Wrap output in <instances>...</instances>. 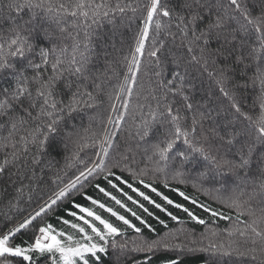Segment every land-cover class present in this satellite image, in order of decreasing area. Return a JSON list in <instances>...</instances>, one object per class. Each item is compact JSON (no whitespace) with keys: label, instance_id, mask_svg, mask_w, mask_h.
<instances>
[{"label":"trees","instance_id":"trees-1","mask_svg":"<svg viewBox=\"0 0 264 264\" xmlns=\"http://www.w3.org/2000/svg\"><path fill=\"white\" fill-rule=\"evenodd\" d=\"M23 3L0 0V238L75 181L10 246H33L41 228L80 223L69 215L79 205L122 230L89 264H264V239L252 232L264 236V24L257 33L244 20L264 16V0H238L239 11L229 0H160L139 57L152 0H84L104 5L84 9L79 0ZM13 39L27 42L23 55ZM112 197L142 202L144 224ZM50 259L30 252L0 264Z\"/></svg>","mask_w":264,"mask_h":264},{"label":"snow or ice","instance_id":"snow-or-ice-1","mask_svg":"<svg viewBox=\"0 0 264 264\" xmlns=\"http://www.w3.org/2000/svg\"><path fill=\"white\" fill-rule=\"evenodd\" d=\"M229 3L234 6L238 11L240 10V5L238 3V0H229ZM160 5V0H152V7L149 11L148 15V22H151L154 15L157 14V9ZM19 7L23 8H43L44 7V0H40V3H35V0H24L23 4L18 5ZM78 8L84 9L85 7H99L103 8V4L94 5V4H88L86 5L84 3V0H79ZM61 8H63V5H61ZM48 11H52V8L49 7ZM69 15L75 17L77 15V12L72 11L68 13ZM98 14V13H97ZM107 14V13H105ZM164 17L169 16L168 11H162L160 13ZM82 15L85 17L88 15L87 12H82ZM196 20V17H192V20L188 21V23L191 25ZM244 20L248 25L252 26V30L254 32L259 33L261 31L260 25L264 24V16L258 17L255 20L249 19L248 15H244ZM146 22V27L144 29V32L141 37V41L138 44L136 48V53L138 55H143V48L144 43L143 41L147 39L148 35V27ZM160 25L156 24V28H159ZM262 41H264V34L261 35ZM27 43L26 41L19 42L18 39H13L11 41V45H16L15 52L16 54L23 55L24 48L23 45ZM3 45H0V48H2ZM45 58L47 57V53L43 54ZM152 56H156V52L151 53ZM136 57H133V60L135 61ZM46 62V59H45ZM4 68H7V63H3L2 65ZM138 67V65H137ZM77 72L80 71L79 68L76 69ZM47 87V86H45ZM51 93H49L50 95ZM39 95L43 96L45 95L44 92H40ZM2 107V105H0ZM51 107L55 108L56 104L52 103ZM239 111V109H237ZM171 116V113H169ZM172 119L175 121L178 118L175 116H172ZM259 134L261 137H264V127H261L259 129ZM184 135L182 132L177 129L175 132V136L179 137ZM175 143V141H173ZM173 143H169L166 145L165 149L161 151L160 155L161 158H164L167 156V153L172 150ZM7 163V162H5ZM244 164H247V161H243ZM5 171V168L3 166H0V175H2ZM92 174V170L89 169L88 173L83 174L84 179H87L89 175ZM78 180L80 177L77 178ZM116 180H120V177H115ZM76 182L74 181L72 185L69 186V188L66 191H61L57 194L55 198H52L49 202L46 203V205L39 211H37L33 216H31L26 222L22 223L19 227H17L14 231H11L7 235H3L2 238H0V258L3 257H23L24 260H29L30 257L28 256V253L30 252H39V253H52V254H59L58 260L54 261V264H88V261L85 259V254H89L91 256H96L97 253H102L105 251L104 247H98L96 243H91L93 238H98V241L107 243L106 237L110 236H118L121 233L117 231L116 228H114L111 224L106 223L105 220L101 219L100 216L95 215L93 211L87 210L84 207H80L79 205L76 206L79 213H82V216H77L75 212H70L69 215L75 217V219L80 220L83 225H85L88 229H90L91 233L93 235H88L85 232V227H79L77 228L75 224L71 225V227L76 228L77 233L81 234L83 236V242L81 241H75L73 242L71 240V237H67L64 235L63 232H54V230L49 226L47 228H41L40 233L41 236L37 238L34 242V247L29 246L27 248L21 249L20 247H15L14 245L10 246V241L13 240V238L17 235V233L21 232L23 229H27L28 226L36 220L38 217L42 216L48 210L52 209L58 201L62 200L65 196L68 195V193L72 190L73 187H75ZM112 188H116V184H111ZM147 187V185H145ZM101 193H103L105 196H108V193L105 192L103 188L98 189ZM135 191V189H133ZM112 199H115L112 197ZM145 200H148L147 196H144ZM91 203L95 205L99 209H103L105 212L110 211L108 208L105 207L104 204H97L95 200H92ZM116 204H119L121 208H124V205L120 203L119 200L115 201ZM135 203V201H133ZM149 203H152V201L149 200ZM168 204H172L171 200H167ZM157 208H160L159 205H156ZM176 207H179V205H176ZM147 211V209H145ZM160 211H164L163 208H160ZM185 212H187V209H184ZM205 211H208V209H205ZM135 215V213H133ZM189 216H192V214L189 212ZM213 216L217 215V213L213 212ZM111 216L116 217L117 220L122 221L123 224L127 225L129 228H132L133 225L129 223L127 219H124L122 216H118L116 212H111ZM85 217L91 218L92 221H98L100 225H103V231L98 230L97 227L93 226L92 223H90L89 219H86ZM223 219V217H221ZM137 220H140V217H136ZM175 219V217H173ZM192 219L195 220V217L192 216ZM197 223H204L202 220H197ZM67 224V221L64 222ZM140 223L143 225L144 221L140 220ZM146 227V225H145ZM135 231L139 232L140 229L136 228ZM252 232L258 236L264 239V236L260 232H256L255 228H252ZM51 233V234H50ZM59 237V239H58ZM63 241V242H62Z\"/></svg>","mask_w":264,"mask_h":264},{"label":"rangeland","instance_id":"rangeland-1","mask_svg":"<svg viewBox=\"0 0 264 264\" xmlns=\"http://www.w3.org/2000/svg\"><path fill=\"white\" fill-rule=\"evenodd\" d=\"M151 7H152V4H151ZM151 7H150V9H151ZM150 11V10H149ZM148 15H149V13H148ZM153 19V18H152ZM152 21V20H151ZM146 22H148V17H147V21ZM150 23L151 22H148L147 23V27H148V29H149V26H150ZM145 27H146V23H145V26H144V29H145ZM144 29H143V32H144ZM145 41V40H144ZM144 41H143V43H144ZM140 55H138L137 54V57H139ZM137 196L138 197H140L141 199H143V200H145L144 199V196H146V195H144V194H142L141 192H137ZM127 199V201H129V202H131L132 203V205H133V207L131 206V207H129V206H127V205H125V203H123L122 202V200L121 199H118V198H115L114 199V201H116V200H119L120 201V203L121 204H123L124 205V208H121L120 207V205L119 204H116L115 206H118L119 208H121V209H123V210H125L126 212H130V214H131V216L132 217H140L139 216V214H138V212H145V214H147V213H150V210L142 203V202H140V201H138L137 199H134V198H131V197H127L126 198ZM164 199V201L166 202V204H168L167 203V199H165V198H163ZM148 200H150V201H152L151 199H149L148 198ZM133 201H135V203H133ZM147 202V201H146ZM148 203H149V201H148ZM153 203H155V202H153L152 201V203H149V204H153ZM97 204H102V203H99V202H97ZM155 205H158V204H155ZM105 207L106 208H108L110 211H108L109 213H111V212H116L117 213V215L118 216H122L124 219H127L123 214H121V213H119V211H116L115 209H113V208H110V207H107L106 205H105ZM135 209V210H133V209ZM85 209H87V210H91V211H93L94 212V214L95 215H98V216H100L101 217V219H103V220H105L106 221V223H109V224H111L108 220H106L104 217H102L100 214H98L96 211H94L93 209H88V208H85ZM145 209H147V211H145ZM133 213H135V215H133ZM83 214L82 213H80V214H78L77 216H82ZM86 219H89V221H90V223H92L93 224V226H95V227H97L98 228V230H101V231H103V225H100L99 223H98V221H92L91 220V218H89V217H85ZM128 221H129V223L131 224V225H133V227L132 228H129L130 230H134V229H136L137 227H136V225L133 223V222H131V220H129V219H127ZM140 220H143L144 222H145V220H144V218H142V217H140ZM139 220V221H140ZM73 224H75L76 225V227L77 228H79V227H85V232H86V234H88V235H93L92 233H91V231H90V229H88L85 225H83V223L80 221V223H73V222H67V224H65V227L63 228V229H54L53 227H51L53 230H54V232H63L64 233V235L65 236H67V237H71V240L73 241V242H75V241H81V242H83V236L81 235V234H79V233H77V231H76V228H73V227H71V225H73ZM114 228H116L117 229V231L119 232V233H121L122 232V230H120L119 228H117V227H115L113 224H111ZM51 234V233H50ZM7 235V234H6ZM40 236H41V233L39 234ZM117 236H110V237H106V240H107V243L105 244L104 242H100V241H98V238H93V240L91 241V243H96L97 244V246L98 247H104L105 248V251H106V249L109 247V248H113V247H115L114 245L115 244H118L117 243V241L115 240V238H116ZM2 238V237H1ZM58 239H59V237H58ZM115 240V241H113V242H111L110 240ZM110 241V242H109ZM63 242V241H62ZM32 247H34V245L32 246ZM21 249H24V248H21ZM104 251V252H105ZM104 252H102V253H104ZM99 254H101V253H97L96 254V256H98ZM50 255H51V262H50V264H54V261L55 260H58V256H59V254L57 253V254H52V253H50ZM28 256L30 257V253H28ZM89 256H91V255H89V254H85V259L88 261V257ZM96 256H94V257H96ZM88 264H89V261H88Z\"/></svg>","mask_w":264,"mask_h":264},{"label":"built area","instance_id":"built-area-1","mask_svg":"<svg viewBox=\"0 0 264 264\" xmlns=\"http://www.w3.org/2000/svg\"><path fill=\"white\" fill-rule=\"evenodd\" d=\"M40 237V235L38 236V238Z\"/></svg>","mask_w":264,"mask_h":264}]
</instances>
